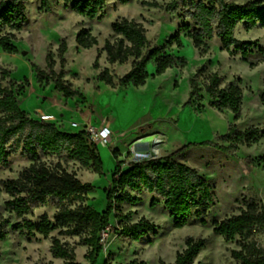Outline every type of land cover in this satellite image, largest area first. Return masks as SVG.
Returning <instances> with one entry per match:
<instances>
[{
    "label": "rangeland",
    "instance_id": "obj_1",
    "mask_svg": "<svg viewBox=\"0 0 264 264\" xmlns=\"http://www.w3.org/2000/svg\"><path fill=\"white\" fill-rule=\"evenodd\" d=\"M144 1H155L166 4L169 0H131L127 5H120L107 0L104 18L101 21L80 17L64 3L49 0L50 10H39V0H31L26 6L27 21L22 30L15 33L14 45L17 54H6L0 49V71H11L10 80L17 83L27 81L22 94L17 95L21 109L32 119L39 120L41 115L54 117V124L62 131H81L84 127H100L109 124L112 132L107 146H97L96 150L103 165V175L98 176L90 168H82L76 163H68L69 172L84 184L91 186L84 205L92 206L98 212L105 209V191L110 186L111 175L115 169L112 151L118 152L117 160L124 170L131 163L149 158L165 157L188 143L204 141L218 142V136L227 132L233 122L231 112L219 113L209 107V99L203 93L202 109L196 111V105H186L189 93V80L200 67L206 72L199 77V85L206 83L209 73H216L220 87L241 80L244 90L241 115L235 123L238 130L245 131L256 127L264 130V57L257 51L245 61L239 55L230 56L222 51L219 41L206 42L205 54H200L191 41L180 34L183 48L166 47V52L187 60L184 69L171 68L163 75L147 80L140 88L112 89L97 81L99 73L107 69L113 76L121 77L129 70V64L110 66L101 53L104 42H113L116 36L111 31V24L121 19L140 23L146 30V36L152 45L164 46L183 23L179 12L168 14L159 9L143 6ZM227 3L245 4L253 0H225ZM188 21H186L187 23ZM85 29L96 38L97 45L91 49H81L75 43L80 30ZM235 38L240 42H252L257 48L264 49V29L259 27L245 31L241 24L234 30ZM62 40L66 41L67 52L65 64L60 67L57 48ZM52 55L55 61L53 70L64 72V80L73 88L79 89L85 101L78 98L66 100L53 91L52 85H39L32 65L45 70V56ZM99 53L98 70L92 69V63ZM250 65L253 67L250 68ZM149 74L154 72L152 65L147 67ZM48 72V71H46ZM72 123L78 127H71ZM111 126V127H110ZM193 137H192V136ZM186 136V137H185ZM153 139L161 142L160 153L148 158L135 159L134 151L140 153L151 148ZM264 157V140L249 148L240 147L234 156L226 155L212 148L193 147L174 159L196 169L212 188L214 205L203 218L205 226L191 218L182 228L173 226L167 210L158 202L150 208L152 196L146 193L139 195L140 202L135 206L122 205L121 213H132L130 222L135 223L145 218L156 227V235L148 234L138 242H130L118 237L115 231L120 227L117 214L109 219L112 233L103 235V250L95 264H104L112 255L111 264H126L134 259L145 264L172 263L176 254L184 249L187 237L202 238L205 245L195 258L194 264H239L231 257L232 251H239L240 239L225 241L212 233V224L238 215L243 200L252 199L259 206H264V162L253 163L246 167L244 158L257 159ZM47 165L57 160H43ZM29 165L26 158L19 154L9 158V164L0 168V182L15 179ZM8 200L0 185V216L10 223L7 238L0 242V264H64L60 259H53L50 253V238L35 236L31 240L12 230L17 222L13 214L4 206ZM74 205H72L73 207ZM46 213L53 217L55 209L47 206L36 209L28 218H37ZM50 237H57L75 252L77 264H89L85 259L88 248L81 246L79 238L65 237L54 231ZM254 242L264 249V232L255 234L245 243Z\"/></svg>",
    "mask_w": 264,
    "mask_h": 264
},
{
    "label": "trees",
    "instance_id": "obj_2",
    "mask_svg": "<svg viewBox=\"0 0 264 264\" xmlns=\"http://www.w3.org/2000/svg\"><path fill=\"white\" fill-rule=\"evenodd\" d=\"M31 0H0V49L6 54H17L13 41L15 33L22 30L27 21L26 6ZM69 6L74 14L88 20L101 21L107 0H56ZM120 5H127L131 0H113ZM143 6L159 9L168 14L179 12L182 24L167 39L164 46L152 45L146 36V30L140 23L121 19L111 24V31L116 36L113 42L105 41L101 53L110 66L129 64V70L121 77L113 76L107 69L102 70L97 81L112 89L143 87L147 80L163 75L168 69H184L187 60L166 52V47L183 48L180 34L188 38L193 47L205 54V44L217 39L222 51L230 56L239 55L245 61L257 51L264 57V49L257 48L252 42H240L235 38L234 30L241 24L245 31L257 27L264 29V0H253L245 4L227 3L225 0H169L166 4L144 1ZM39 10L49 12V0H39ZM186 21H188L186 23ZM76 45L81 49H91L97 40L89 31L82 29L75 37ZM59 64L63 68L67 44L62 40L57 48ZM92 69L98 70L99 53ZM152 65L154 72L149 74L147 67ZM55 61L48 52L45 56V70L32 65L39 85H52L53 91L66 100L78 98L85 101L79 89L67 83L64 72L56 73ZM253 65H250V68ZM48 71V72H46ZM206 72L202 66L189 80V93L186 105H196V111L202 109L204 93L209 99V107L219 113L231 112L233 122L224 135L218 136V142L204 141L188 143L171 154L131 163L122 170V163L117 160L118 152L112 151L115 169L111 175L110 186L105 191L106 206L101 212L92 206L84 205L91 186L82 183L74 172L67 169L68 163H76L82 168H90L98 176L103 175V165L96 146L87 143L84 131L69 133L56 127L54 123L32 119L20 106L17 95L22 94L27 81L17 83L10 80L11 71H0V168L9 164V158L19 154L29 161L15 179L1 181V190L8 200L4 206L17 222L12 230L31 240L35 236L50 238V253L53 259H60L64 264H77L75 252L57 237H50L54 231L65 237H77L81 246L88 248L85 259L95 264L103 250V234L113 229L109 219L116 213L120 221L116 233L118 237L130 242H138L148 234L156 235V227L145 218L131 223V212L121 213V206H134L140 202L141 193L152 196L149 207L154 208L160 202L167 210L175 228L184 227L191 218L206 225L203 219L212 206L214 197L212 188L199 172L174 158L193 147L212 148L226 155L234 156L240 147H251L264 140V130L256 127L240 131L235 124L241 115L244 90L241 80L220 87L216 73L206 75V83L199 85V77ZM264 102V97H260ZM55 159L56 163L47 165L44 159ZM246 167L253 163H263L264 157L244 158ZM127 191L135 193V196ZM53 206L55 213L50 218L46 213L37 220L28 218L36 209ZM72 205H74L72 207ZM9 221L0 216V242L9 232ZM264 232V206H259L252 199L243 200L238 215L212 224V233L225 241L240 239L239 251H232L231 257L239 264H264V249L254 242L245 243L255 234ZM205 245L202 238L187 237L184 249L176 254L173 263L159 264H194L195 258ZM112 255L104 264H111ZM126 264H145L134 259Z\"/></svg>",
    "mask_w": 264,
    "mask_h": 264
},
{
    "label": "built area",
    "instance_id": "obj_3",
    "mask_svg": "<svg viewBox=\"0 0 264 264\" xmlns=\"http://www.w3.org/2000/svg\"><path fill=\"white\" fill-rule=\"evenodd\" d=\"M44 122H54V117L51 115H41L40 119ZM71 127L75 128L78 127V124L72 123ZM84 131L87 143L91 146H107L110 143V139L112 136V132L107 125H103L100 127H84L81 129ZM104 238V235H103Z\"/></svg>",
    "mask_w": 264,
    "mask_h": 264
},
{
    "label": "bare ground",
    "instance_id": "obj_4",
    "mask_svg": "<svg viewBox=\"0 0 264 264\" xmlns=\"http://www.w3.org/2000/svg\"><path fill=\"white\" fill-rule=\"evenodd\" d=\"M160 142L161 141L159 139H153L151 148L145 149L144 151H142L140 153H136L134 151V154L133 155H134L135 159L138 160V159L148 158V157H151V156L158 155L160 153V151H161V149L159 148Z\"/></svg>",
    "mask_w": 264,
    "mask_h": 264
},
{
    "label": "crops",
    "instance_id": "obj_5",
    "mask_svg": "<svg viewBox=\"0 0 264 264\" xmlns=\"http://www.w3.org/2000/svg\"><path fill=\"white\" fill-rule=\"evenodd\" d=\"M108 126H109V124H108ZM111 127V126H110ZM65 132H69V133H77L78 131H70V130H65ZM159 148H160V146H159ZM146 149V148H145ZM127 192H129L130 194H132L133 196H135V193L134 192H131V191H127ZM142 194V193H141ZM141 194H139V195H141ZM139 195H138V197H139ZM123 205H128V204H123ZM135 206V205H134ZM175 260V259H174ZM174 262V261H173ZM172 262V263H173Z\"/></svg>",
    "mask_w": 264,
    "mask_h": 264
},
{
    "label": "water",
    "instance_id": "obj_6",
    "mask_svg": "<svg viewBox=\"0 0 264 264\" xmlns=\"http://www.w3.org/2000/svg\"><path fill=\"white\" fill-rule=\"evenodd\" d=\"M149 159H153V158H149ZM149 159H148V160H149Z\"/></svg>",
    "mask_w": 264,
    "mask_h": 264
}]
</instances>
